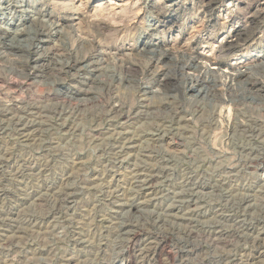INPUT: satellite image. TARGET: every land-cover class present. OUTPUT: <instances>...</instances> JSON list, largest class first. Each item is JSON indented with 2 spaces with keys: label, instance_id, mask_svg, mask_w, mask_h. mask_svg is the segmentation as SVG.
<instances>
[{
  "label": "rangeland",
  "instance_id": "1",
  "mask_svg": "<svg viewBox=\"0 0 264 264\" xmlns=\"http://www.w3.org/2000/svg\"><path fill=\"white\" fill-rule=\"evenodd\" d=\"M170 1L0 0V264H245L264 248V100L237 113L191 101L193 72L150 53L261 65L264 0ZM257 13L239 59L223 56ZM56 18L69 58L54 57L67 53ZM43 33L52 37L39 55L75 67H34L35 47L8 55L13 39ZM256 76L264 85V69ZM12 95L25 101L11 108ZM195 245L199 255L183 259Z\"/></svg>",
  "mask_w": 264,
  "mask_h": 264
},
{
  "label": "bare ground",
  "instance_id": "2",
  "mask_svg": "<svg viewBox=\"0 0 264 264\" xmlns=\"http://www.w3.org/2000/svg\"><path fill=\"white\" fill-rule=\"evenodd\" d=\"M167 2V1H166ZM170 2H173L172 0ZM175 3V2H174ZM168 4V2H167ZM215 7V6H214ZM250 9V8H249ZM160 10V9H159ZM247 10V9H246ZM156 11V10H155ZM154 11V12H155ZM249 11V10H248ZM152 12V11H151ZM158 12V11H157ZM160 12V11H159ZM255 12V11H254ZM258 12V11H257ZM261 13V12H260ZM158 14V13H157ZM209 14V13H208ZM249 14V13H248ZM247 14V15H248ZM259 14H252L250 17H249V21H248V25L247 26H244L242 28H238V29H235V34H234V39L231 40V42H229V44L226 45V47H224L223 49V52H224V55L223 56H232L234 57L235 59H239V50L242 45V43L244 42H247L248 40L252 39L253 36H254V31L256 29V26L258 25V23H260L258 20L259 19ZM52 19V18H50ZM55 26L58 25L54 31H55V35H57L59 37V40H60V43L61 45L59 46V48H57L58 50H62L64 51L65 49L64 48H67L68 44H67V41H65V34L59 30H57V28H59L60 26H62L61 24V21L59 20V18L55 19ZM246 23V22H245ZM239 24V23H237ZM240 26V25H239ZM241 27V26H240ZM100 28V27H99ZM98 29V28H97ZM100 30V29H99ZM98 31V30H97ZM103 31V30H101ZM42 32V30H41ZM257 32V31H256ZM9 36V35H8ZM11 36V35H10ZM17 37V36H16ZM29 37V36H28ZM52 36H51V33H43L40 35L39 37V40H35L36 39V36H31L29 37L30 39L26 42V44L24 43H21V42H14L13 40L11 41V43H7V47H6V50L10 51L9 52V56H12V55H15L17 54V51H20L21 49H25V46L28 47V49L30 48H33L35 47V50L37 51L33 58V64H34V67H38V66H42L44 65V67H47L48 69H50L51 71H54L55 73L56 72H65L67 71L68 69L70 68H73L75 67L72 66V64L70 62H60L58 61V59H54V57L56 56H60V57H67L69 58V55L70 53H68L67 51L69 50H65V52L67 53H62L59 54H56L54 57H50L48 55H45L44 57L42 55H39V49H42L44 44L48 42V39H50ZM9 38V37H8ZM38 38V37H37ZM9 40V39H8ZM35 41V44H33L32 41ZM31 41V42H30ZM229 41V40H228ZM254 41V40H253ZM29 42V43H28ZM37 42V43H36ZM152 44V43H151ZM158 46V48H160V45L161 43H158L156 44ZM244 45V44H243ZM45 47V46H44ZM248 47V45H247ZM156 49V48H155ZM145 50V49H143ZM57 51V50H55ZM155 51V50H154ZM153 50L150 51L151 55L154 56V58H156V60H160L162 58H165V59H170L169 61H173L172 63V66L174 67L173 71L175 72H178L179 74H185V69H189L191 70L193 73L192 74H188L185 76L184 80L185 82H189V84H187V89L186 91L190 92L191 94V101H197L198 99L202 98L203 100L205 101H208L210 104H213L214 102H217L218 103V106L220 107L221 111L224 109V108H228L229 110V113L231 110H234L236 111V113L239 111V110H243V109H240V108H243L245 106V103L246 102H253V103H259L261 102V100H264V96L261 95L264 93V85H261L260 83V80H258L256 77L257 73L259 72V70L261 69H264V63L261 64V65H256V64H250V65H246V70L245 72L241 71L240 68L238 67H233V66H229V64H227L224 60H216V59H208V58H205V57H201L199 55H197L196 53H191V56L189 55V57L184 54L185 56H181V60H182V63L179 62L178 60H176V57L174 55H171L170 53V50L169 49H166V50H161L158 51V54L154 53ZM194 51V50H193ZM192 51V52H193ZM42 52V51H41ZM70 52V51H69ZM157 52V51H156ZM221 53V52H220ZM241 53V52H240ZM45 54V53H44ZM52 54V53H51ZM69 54V55H68ZM73 55V54H72ZM216 55H214L215 57ZM33 57V56H32ZM59 57V58H60ZM218 57V56H217ZM47 58V59H46ZM225 58V57H224ZM61 59V58H60ZM84 59V58H83ZM220 59V58H218ZM241 59V58H240ZM257 59V58H256ZM254 61V60H253ZM16 62V61H15ZM263 62V61H262ZM257 63V62H256ZM17 64V63H16ZM157 64V63H156ZM160 66V65H159ZM167 66V65H165ZM89 67V70H87L88 74L86 78L84 79H87V80H92L95 81V78H94V75L92 74L93 70H91V65L88 66ZM126 67V66H125ZM168 67V66H167ZM79 68V67H78ZM135 68V67H133ZM150 68V67H149ZM156 68V66H155ZM33 69V68H32ZM127 69V68H126ZM131 68H129L130 70ZM159 69V68H158ZM186 69V70H187ZM24 70V69H23ZM170 70V69H169ZM47 71V70H46ZM78 71V70H77ZM136 71V70H135ZM134 71V72H135ZM157 71V70H156ZM168 71V70H167ZM190 71V72H191ZM19 72V71H18ZM27 72V71H26ZM25 72V73H26ZM53 72V74H54ZM83 72V71H82ZM132 72V71H131ZM164 72V71H163ZM22 73V72H21ZM31 73V72H30ZM50 73V72H49ZM156 73V72H155ZM169 73V72H168ZM28 74V73H26ZM38 74V72H37ZM164 74V73H163ZM167 75V74H166ZM176 75V74H175ZM32 76V75H31ZM85 76V75H83ZM169 76V75H168ZM163 78V77H162ZM167 79H164L162 81L165 82L164 85H169V86H173V83L171 80H168V81H165ZM177 80V79H176ZM183 80V81H184ZM161 83V82H160ZM264 83V82H263ZM186 84V83H185ZM158 85V84H157ZM182 85V82H179L178 83V88L181 87ZM223 86L224 88H226V91H227V95H228V98H226V94H224L223 96L217 94V92H215L216 88L218 86ZM175 86V85H174ZM15 87V86H14ZM176 87V86H175ZM222 87V88H223ZM178 88H174L176 90H178ZM215 88V90H213ZM221 88V87H220ZM21 89V88H20ZM12 90V89H11ZM14 90V88H13ZM146 90V89H145ZM151 90V88H150ZM219 90V89H218ZM20 92V90L18 91ZM1 93V92H0ZM73 92H68L67 94H64L63 98L66 99V100H70V99H73V95H69V94H72ZM225 93V92H224ZM15 94V93H14ZM148 94H152L154 96H159L161 94L160 90H156V91H153L151 90L150 92H145V95H148ZM253 95L255 96V98H253L252 100L249 99L248 95ZM7 95V94H6ZM1 96V95H0ZM224 97V98H223ZM15 97L14 95H12L11 97H8V99L13 103L11 105V108L15 107L17 103L19 102H24L25 99L24 98H17ZM29 101V100H28ZM36 101V100H35ZM204 101V102H205ZM32 102V101H31ZM248 102V103H249ZM34 103V102H33ZM247 103V104H248ZM262 103V102H261ZM35 104V103H34ZM38 104V103H37ZM256 104V105H257ZM19 105V104H18ZM215 104H213L214 106ZM31 106V105H30ZM36 106V105H34ZM217 106V107H218ZM4 107V106H3ZM5 108V107H4ZM19 108V107H17ZM21 109V108H20ZM36 109V108H35ZM5 110V109H4ZM10 111V110H9ZM17 111V109H16ZM19 111V110H18ZM23 111V110H22ZM3 112V111H2ZM117 113V110L114 109V113ZM243 112V111H242ZM13 113V112H12ZM115 113V114H116ZM241 113V112H240ZM9 114V113H8ZM243 114V113H242ZM241 114V115H242ZM221 115V113H220ZM219 115V116H220ZM237 114H235L236 116ZM239 115V114H238ZM239 117V116H237ZM241 117V116H240ZM130 118V117H128ZM229 118L231 119V115L229 114ZM244 118V117H243ZM236 119V117H235ZM243 120H246V119H243ZM248 120V119H247ZM246 120V121H247ZM251 120V119H249ZM236 121V120H235ZM253 121V120H252ZM257 122V121H255ZM250 123V122H248ZM253 123V122H252ZM251 124V123H250ZM256 125V124H255ZM254 125V126H255ZM260 125V124H259ZM259 125H257L259 127ZM250 126V125H249ZM256 127V128H258ZM251 128V127H250ZM249 128V129H250ZM254 128V127H253ZM264 128V127H263ZM233 130V129H232ZM258 133V132H257ZM256 134V133H255ZM264 135V134H263ZM1 166V165H0ZM253 166V165H251ZM257 166V165H256ZM137 172V171H136ZM139 175V174H138ZM151 175V174H150ZM154 175V174H152ZM151 175V176H152ZM137 176V175H136ZM152 178V177H150ZM147 179V178H146ZM149 179V178H148ZM154 181V180H153ZM143 182V181H142ZM146 183V182H145ZM151 184V182H147L146 183V186H149ZM145 186V185H144ZM152 186V185H151ZM147 188V187H146ZM149 188V187H148ZM68 199V198H67ZM131 203V202H130ZM169 213L170 210H169ZM186 219V218H184ZM183 221V220H182ZM188 221V220H187ZM184 222V221H183ZM190 223V221H189ZM186 224V223H185ZM188 225V223H187ZM186 226V225H185ZM264 226V225H263ZM194 227V226H193ZM192 227V228H193ZM186 229L188 228L185 227ZM190 228V227H189ZM191 228V229H192ZM264 228V227H263ZM238 229V228H237ZM262 229V228H261ZM185 230V229H184ZM194 230V228H193ZM188 231V229H187ZM215 231V230H214ZM223 231V230H221ZM212 232V231H211ZM217 232V231H216ZM236 232V231H235ZM250 232V231H249ZM185 233V232H184ZM201 233V232H200ZM205 233V232H204ZM219 233V232H218ZM216 233V234H218ZM224 233V232H223ZM226 233V232H225ZM251 233V232H250ZM261 233V232H260ZM263 233V232H262ZM183 234V233H182ZM189 234H192V236L194 235V232L193 231H189ZM199 234V233H198ZM202 234V233H201ZM200 234V235H201ZM208 234V233H207ZM221 234V233H220ZM229 234V233H228ZM227 235V234H226ZM185 236V235H184ZM198 236V235H197ZM204 236H208L209 238H212L213 236H211L210 234L208 235H204ZM229 236V235H228ZM186 237V236H185ZM185 237H183V239H185ZM191 237V235H190ZM194 237V236H193ZM199 237V236H198ZM221 237V236H219ZM224 237V235H223ZM188 238V237H187ZM205 238V237H204ZM215 238V237H213ZM218 237L215 238L214 240V243L215 244V241L217 240ZM192 239V238H190ZM207 239V238H205ZM220 239V238H219ZM227 239V238H226ZM137 240V234L134 235V237L131 239L130 241V245H129V249H128V252H132V248L134 249V246H135V241ZM187 240V239H186ZM189 240V239H188ZM211 240V239H210ZM209 241V240H208ZM219 241V240H218ZM225 241V240H224ZM191 242V241H189ZM259 242V241H258ZM180 243V241H179ZM226 243V242H225ZM194 244V242H193ZM190 245V244H187V246ZM212 245V244H211ZM219 246H221L220 244H218ZM185 246V245H184ZM213 246V245H212ZM226 246V245H225ZM200 247H202L201 245H195V246H192V248H190V250H185L184 249L182 252L185 254V256H183V259L184 257L188 258L189 256L191 255H195L198 253V251L200 250ZM217 247V245H216ZM150 248V247H149ZM165 243L162 242L158 248H157V254H156V257L158 256V261L161 262V258H160V255L165 251ZM179 248V247H178ZM257 253H255V255L253 256L252 259H247L245 261V264H259V263H264V248L263 247H260L259 245H257ZM151 249V248H150ZM181 249V248H180ZM145 250V249H144ZM147 250V251H146ZM145 251L148 253V249H146ZM181 251V250H180ZM202 251V250H201ZM153 252V251H152ZM141 255V253H140ZM147 255V254H146ZM169 256L170 259H173L174 261L177 260V258L173 256V254L171 252H168L167 254ZM182 255V254H181ZM199 255V254H197ZM142 256V255H141ZM152 256V255H151ZM155 256V255H154ZM162 256V255H161ZM209 256V255H208ZM145 257V255H144ZM199 257V256H197ZM210 257V256H209ZM215 257V255H214ZM185 259V260H188V259ZM200 258V257H199ZM144 259V258H143ZM141 260V261H144V260ZM147 259V258H146ZM180 259V258H179ZM178 259V260H179ZM203 260H206V258L204 259V257L202 258ZM212 259V258H211ZM184 260V261H185ZM190 260V259H189ZM200 260V259H199ZM259 260V261H258ZM183 261V262H184ZM216 261V260H215ZM224 261V260H223ZM222 261V262H223ZM244 261V260H243ZM255 261H258L255 263ZM176 262V261H175ZM182 262V263H183ZM210 262V261H209ZM204 263V262H203ZM227 263V262H226ZM129 264H132V263H129ZM174 264V262L172 263ZM177 264V263H176ZM207 264V263H206Z\"/></svg>",
  "mask_w": 264,
  "mask_h": 264
}]
</instances>
